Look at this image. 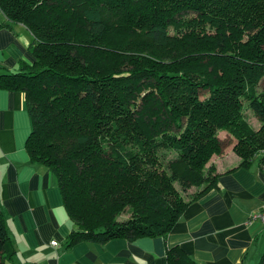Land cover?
<instances>
[{
  "label": "trees",
  "instance_id": "trees-1",
  "mask_svg": "<svg viewBox=\"0 0 264 264\" xmlns=\"http://www.w3.org/2000/svg\"><path fill=\"white\" fill-rule=\"evenodd\" d=\"M0 12L32 33L33 62L0 78L25 95L30 162L75 225L67 247L164 238L215 187L217 174L186 201L173 183L201 181L221 131L240 166L264 160V0H0ZM14 254L0 208V264ZM167 258L198 264L179 246Z\"/></svg>",
  "mask_w": 264,
  "mask_h": 264
},
{
  "label": "crops",
  "instance_id": "crops-1",
  "mask_svg": "<svg viewBox=\"0 0 264 264\" xmlns=\"http://www.w3.org/2000/svg\"><path fill=\"white\" fill-rule=\"evenodd\" d=\"M5 19L0 12V77L19 72L22 62H33L32 33L23 23ZM31 128L24 93L0 78V208L15 249L3 264H169L167 248L172 246L198 264L260 260L264 223L251 218L264 203L260 156L247 166L228 157L218 166L215 187L190 201L164 238H112L104 244L80 241L67 247L75 225L51 171L30 162L26 140Z\"/></svg>",
  "mask_w": 264,
  "mask_h": 264
},
{
  "label": "rangeland",
  "instance_id": "rangeland-1",
  "mask_svg": "<svg viewBox=\"0 0 264 264\" xmlns=\"http://www.w3.org/2000/svg\"><path fill=\"white\" fill-rule=\"evenodd\" d=\"M170 33L173 34V32L171 30H170ZM146 51L147 52H154V51L147 50V49H146ZM247 112L249 114V111H247ZM249 120H250L249 123L251 122V124L254 127H257V125H259V123H260L258 120H256L253 117V115H251V118ZM218 135H219V137L221 136L222 138H224V143L222 145V149L219 153L212 155L210 157V159L205 163V165L202 169V173H201V181L191 184L186 189H184L182 187V185L177 183V182L173 183L174 187L179 191V194H180V197L182 198V200L187 201L188 199H190V197H192L199 190H201V188H203L206 184H209L210 181H212L214 179L213 176L218 173V171H217L218 166L221 163H224L228 157L232 159L234 156L238 159V162L241 161V158L236 154V151L234 149V146L237 142V139L231 138V140L228 141V138H227L225 131L219 132ZM124 217H126V215L122 216L120 218H124Z\"/></svg>",
  "mask_w": 264,
  "mask_h": 264
},
{
  "label": "built area",
  "instance_id": "built-area-1",
  "mask_svg": "<svg viewBox=\"0 0 264 264\" xmlns=\"http://www.w3.org/2000/svg\"><path fill=\"white\" fill-rule=\"evenodd\" d=\"M252 219L259 220L260 222L264 223V203L260 210H258L256 213L251 215ZM52 245H56L57 242L52 241Z\"/></svg>",
  "mask_w": 264,
  "mask_h": 264
}]
</instances>
